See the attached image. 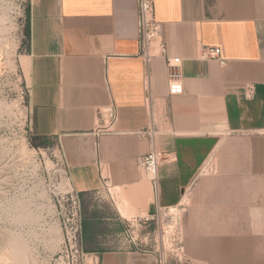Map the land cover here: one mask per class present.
Segmentation results:
<instances>
[{
  "label": "crops",
  "instance_id": "obj_1",
  "mask_svg": "<svg viewBox=\"0 0 264 264\" xmlns=\"http://www.w3.org/2000/svg\"><path fill=\"white\" fill-rule=\"evenodd\" d=\"M183 93L165 59L150 64L155 147L171 161L157 187L139 167L151 143L137 0H31L30 129L55 141L81 203L80 240L97 264H156L129 243L127 221L184 205V259L264 264V0H154ZM222 49L227 63L205 60ZM252 88L254 94L248 95ZM117 117L116 134L94 130Z\"/></svg>",
  "mask_w": 264,
  "mask_h": 264
},
{
  "label": "rangeland",
  "instance_id": "obj_2",
  "mask_svg": "<svg viewBox=\"0 0 264 264\" xmlns=\"http://www.w3.org/2000/svg\"><path fill=\"white\" fill-rule=\"evenodd\" d=\"M30 3L0 0V153L19 161L0 190V264H94L75 231L78 205L64 152L55 141L42 147L30 129L22 58Z\"/></svg>",
  "mask_w": 264,
  "mask_h": 264
},
{
  "label": "built area",
  "instance_id": "obj_3",
  "mask_svg": "<svg viewBox=\"0 0 264 264\" xmlns=\"http://www.w3.org/2000/svg\"><path fill=\"white\" fill-rule=\"evenodd\" d=\"M138 2V29L140 43V57L142 58L145 69L146 81V100L151 109V121L148 127L142 129L138 134L147 139L152 149L139 159V167L149 176L153 185L157 187L159 170L162 166L171 161L168 153L158 150L155 147L157 137L164 131L158 125V118L153 112V97L150 92V64L154 59L162 58L167 62L169 70V87L171 95H180L183 93V80L179 71L180 61L168 56V50L163 37L162 24L156 18L154 0H137ZM202 58L218 62L220 65L227 63L223 57L222 49L217 47H207L202 53ZM254 91L248 89V95L252 97ZM117 117L113 113L106 116V123L99 125L94 134L98 137L116 134ZM264 134V132H263ZM68 178L69 165L67 164ZM72 199L78 205L76 216L78 218L75 231L81 230V203L77 193L73 190ZM184 205L176 207L160 208L153 218L137 217L127 221L128 229L126 237L129 243L140 253L153 254L156 264H169L172 257L184 259L185 246L182 228V219L184 214ZM155 228L153 229V226ZM91 258L94 264H97L96 256L93 254H83Z\"/></svg>",
  "mask_w": 264,
  "mask_h": 264
},
{
  "label": "bare ground",
  "instance_id": "obj_4",
  "mask_svg": "<svg viewBox=\"0 0 264 264\" xmlns=\"http://www.w3.org/2000/svg\"><path fill=\"white\" fill-rule=\"evenodd\" d=\"M5 53V52H4ZM4 155V154H3ZM20 157V156H19ZM4 158H6L5 156L2 157L1 153H0V190L3 189V186L4 185H7L6 183L8 182V179L10 178L9 176L11 175L10 173L13 172L15 170V167L17 165H19V161L18 160H14L13 159H9L10 161L8 160H4ZM22 158V157H21ZM24 159V158H23ZM21 164V163H20ZM51 164V163H50ZM51 166V165H50ZM14 169V170H13ZM17 169V168H16ZM13 170V171H12ZM11 179V178H10ZM4 190V189H3ZM1 192V191H0ZM5 192V191H4ZM3 192V193H4ZM7 238V237H6ZM10 240V239H9ZM17 242V241H16ZM15 242V244H17ZM9 243V242H8ZM14 243V242H13ZM14 245V244H12ZM2 247V245H1ZM17 249H19L17 246H15ZM14 247V248H15ZM13 248V249H14ZM7 249V248H6ZM24 250V249H23ZM2 251V250H1ZM19 251V250H18ZM15 252L16 249H15ZM26 253V252H25ZM18 254V253H17ZM21 254V253H19ZM3 256V255H2ZM19 259V258H18Z\"/></svg>",
  "mask_w": 264,
  "mask_h": 264
},
{
  "label": "trees",
  "instance_id": "obj_5",
  "mask_svg": "<svg viewBox=\"0 0 264 264\" xmlns=\"http://www.w3.org/2000/svg\"><path fill=\"white\" fill-rule=\"evenodd\" d=\"M27 36H28V38H29V32H28V29H27ZM37 139V138H36ZM39 140V139H38ZM40 145L42 146V147H47V144L45 143V142H41L40 141Z\"/></svg>",
  "mask_w": 264,
  "mask_h": 264
}]
</instances>
